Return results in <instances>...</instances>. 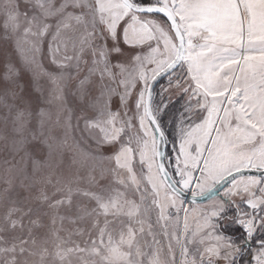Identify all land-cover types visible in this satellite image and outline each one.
I'll return each instance as SVG.
<instances>
[{
  "label": "snow or ice",
  "instance_id": "obj_1",
  "mask_svg": "<svg viewBox=\"0 0 264 264\" xmlns=\"http://www.w3.org/2000/svg\"><path fill=\"white\" fill-rule=\"evenodd\" d=\"M0 55V264H264V0H0Z\"/></svg>",
  "mask_w": 264,
  "mask_h": 264
},
{
  "label": "rangeland",
  "instance_id": "obj_2",
  "mask_svg": "<svg viewBox=\"0 0 264 264\" xmlns=\"http://www.w3.org/2000/svg\"><path fill=\"white\" fill-rule=\"evenodd\" d=\"M13 62L19 66V62L16 60V57L13 56ZM4 58L2 55H0V90H2L5 85L2 80V76L4 73ZM20 80L22 82H27L28 81V75L26 73H21ZM160 89L159 87L157 88V92H159ZM165 100L168 101L169 107L165 111L164 115L162 116V123L165 127L166 131H171V122L178 118L180 111H182V105L184 104V100L180 98V95L178 93H175L174 90H169V92H166L164 94ZM155 99L158 101L159 96H156ZM0 114H2V110H0ZM64 227L66 229H71L74 227V225L70 224L67 220L64 221Z\"/></svg>",
  "mask_w": 264,
  "mask_h": 264
},
{
  "label": "trees",
  "instance_id": "obj_3",
  "mask_svg": "<svg viewBox=\"0 0 264 264\" xmlns=\"http://www.w3.org/2000/svg\"><path fill=\"white\" fill-rule=\"evenodd\" d=\"M158 88V87H157Z\"/></svg>",
  "mask_w": 264,
  "mask_h": 264
}]
</instances>
